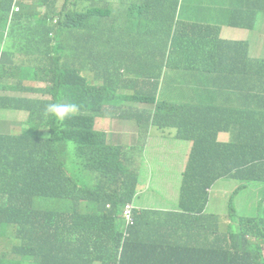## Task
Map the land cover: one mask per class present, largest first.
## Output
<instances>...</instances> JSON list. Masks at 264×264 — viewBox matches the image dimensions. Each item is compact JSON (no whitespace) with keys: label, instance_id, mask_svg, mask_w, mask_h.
<instances>
[{"label":"trees","instance_id":"1","mask_svg":"<svg viewBox=\"0 0 264 264\" xmlns=\"http://www.w3.org/2000/svg\"><path fill=\"white\" fill-rule=\"evenodd\" d=\"M59 1L0 0V90L42 93L37 98L0 97L4 110L28 116L18 124L23 132L4 128L0 136V239L12 241V251L1 255L0 264H135L132 245L142 240L138 231L195 233L194 247L184 264H191L193 252L211 264H264V211L250 218L249 227L245 218L234 219L229 232L220 226V218L205 215L219 178L238 179V190L264 184V77L244 90L246 73L247 77L264 76V60L252 66L237 63L236 69L229 62V74L221 73L216 63L222 52H237L218 41L220 34L251 28V18L264 12V5L259 10L255 5L264 0L223 1L218 9L228 12L226 25L216 9L211 13L214 18L205 19L215 24L211 33L202 36L208 42L192 46H187L188 36L198 37V30L193 19L183 21L180 0H157L159 6H166L171 23L166 18L153 20L158 12L150 0H141L139 5L137 1L122 19L105 14L102 0H64L58 9ZM184 9L192 10L188 5ZM123 28L131 42L125 52L131 57L121 65L94 68L98 75L119 73V93L113 94L100 81L94 86L74 84L99 57L98 51H116L127 41L119 36ZM5 41L10 45L1 52ZM172 47L183 56L168 64L180 77L173 93L177 102H160L153 93L145 101L148 106L133 110L135 95L124 85L122 75L139 64L148 74L147 64ZM14 63L17 66L10 67ZM63 69L70 72L65 78L60 75ZM31 72L45 89L7 83L14 77H30ZM236 76L243 79L234 87ZM163 78L160 69L156 78L145 80L157 92ZM227 91L236 92L238 106L217 103L216 94ZM57 102L75 103L79 111L59 122L46 114L47 106ZM98 117L117 124L116 141L110 133L95 129ZM121 119L130 122L121 127ZM135 119H152L154 126L176 129L180 140L193 142L172 210L135 206L139 167L122 143L123 138L133 136ZM223 132L230 135L228 142L219 140ZM131 141L128 147L142 149ZM126 206L134 208L136 218L130 230L122 218ZM8 227L16 230L14 235ZM219 230L222 236H215L213 231Z\"/></svg>","mask_w":264,"mask_h":264},{"label":"rangeland","instance_id":"2","mask_svg":"<svg viewBox=\"0 0 264 264\" xmlns=\"http://www.w3.org/2000/svg\"><path fill=\"white\" fill-rule=\"evenodd\" d=\"M228 2V0H180V14L183 12L182 16H187L188 23L191 19H193V26L198 30V37L194 35L188 36L187 46H192L195 43H206L208 42L206 39L202 38L203 35H207L211 33V29L214 27L209 22H206V17H213V14L216 9H218L221 4ZM251 0H246L245 3H250ZM64 0H60L57 4V8H62V4ZM188 5L192 10L187 13V9L184 7ZM47 6L43 8L45 11ZM227 11L224 9H218V13L222 16V23L226 25V16ZM123 13L122 16H124ZM218 16V15H216ZM182 18V17H181ZM159 20V19H158ZM164 20V19H163ZM168 23H171L173 20L171 18L167 19ZM261 24L260 21L259 25L256 27V32L261 31ZM178 28V26H177ZM228 32L226 30L223 31V34H220V38L218 41H221L224 45H234L232 38L224 36ZM257 40L255 39V43ZM6 41L1 46V52L6 51L7 47H9ZM146 49L144 47L143 54L145 53ZM182 54H175L174 47L168 49L164 55H160L156 61H150L149 65L151 70H155L156 67L160 64L164 65V78L163 83L161 85L159 98L160 100L167 101V102H177V97L173 94V89L176 83L179 81L180 77L177 78V73L169 70L168 64L170 61H178L180 60ZM22 57V56H20ZM11 59V57H8ZM1 63V62H0ZM17 66L16 63L11 64L10 67ZM7 72L11 73L10 69H5ZM70 74L69 71H62L60 72L61 78H65L66 75ZM83 74V73H82ZM28 76L30 77H14L7 81L8 84L14 86H21L23 89L27 88H37V89H45L46 85L43 83L38 82L36 79L33 78L34 73H29ZM264 76L261 75H254L249 76L246 78L244 83V90L247 91L248 84H252L255 82H259L263 79ZM72 81L75 79L74 76L71 75ZM77 81L74 84H82L84 85V81L81 78H76ZM243 78L241 76H236V82L234 87L239 86V82ZM88 83H92V79L90 77L87 78ZM242 90V86H241ZM235 91H227L216 94L217 103L222 105L223 107L229 105L238 106L240 104L239 97ZM233 94V95H232ZM2 95H14L20 98H37L41 97L42 93H36L32 91H25L20 90L19 92H12V91H2L0 90V97ZM145 105L143 104L142 107ZM153 108L155 106L153 105ZM28 116L26 113H18V114H11L4 110L0 104V136L5 134L4 128L15 129V133L23 132V127H19L18 124L20 122L27 121ZM130 120L121 119L119 121V125L121 127L127 125ZM15 124V125H13ZM28 129V126L24 128V131ZM95 129L98 131L108 132L112 135L113 141L119 138L120 132L117 128L116 123H110L108 119H103L101 117L96 118L95 121ZM48 132V129L45 130ZM230 135L228 133H221L219 135V140L221 142H228V138ZM32 140H35L34 136L30 135ZM133 139L132 134L123 138L122 143L123 147L128 148L130 152H132L135 157L137 158L138 163L141 167L137 170V177H138V194L135 199V206L139 209L142 206H161L162 209H170L172 204H176L179 199L180 188L182 184V175L178 173V171H174L170 173L172 169L171 165L178 159V152L173 148H163V149H139V148H130L127 146V142ZM172 143H178L174 141L173 138L170 139ZM228 140V141H227ZM182 147L188 149V143L183 142ZM182 157V156H181ZM186 169V167H185ZM181 180V183H179ZM143 183V187L140 188V184ZM180 186V187H179ZM241 186L239 180L236 178H219L214 186H213V197L212 201L205 212V215L208 217H217L221 219L220 226L223 227L225 232H229L228 225L231 223H235L234 219L240 220V218H245L246 225L249 227L250 218L257 216L260 212L264 211V184L260 183H252L247 185L246 188L242 190H238ZM238 191V192H237ZM161 209V210H162ZM234 213V217L231 214ZM239 225V223H237ZM10 228V234L14 235L13 231H16L12 227ZM216 232V231H215ZM223 231L219 230L216 232L217 235L222 236ZM230 237V236H229ZM230 241V238L227 239ZM9 243V244H8ZM8 243L0 239V257L1 255L8 251L11 252L12 241L9 238ZM257 246V242L253 247ZM222 247V243H221ZM264 252V245L262 246Z\"/></svg>","mask_w":264,"mask_h":264},{"label":"crops","instance_id":"3","mask_svg":"<svg viewBox=\"0 0 264 264\" xmlns=\"http://www.w3.org/2000/svg\"><path fill=\"white\" fill-rule=\"evenodd\" d=\"M102 11L105 14H110L116 16V18H125L127 14H129L131 11L128 9L131 6H135L136 2L137 5L141 3V0H102ZM151 4L153 6V9L158 12L157 15L153 17V20L158 19H168V17L165 14L166 6L158 5L157 0H150ZM264 5V2L262 1L260 4L255 5V9H263L260 8ZM241 9H246V7H243ZM123 13H125L124 16ZM252 14V13H249ZM183 21L186 22L187 16H182ZM105 19V18H103ZM262 21V26H264V12L259 13L255 20L251 18V28H245L243 31H240L238 33L228 34L224 35L227 37L232 38L231 42L239 43L242 46H244L243 51V59H247L249 56L250 58L254 57L251 53V44H252V38H253V28L257 27V22ZM128 31L123 28V32L119 36H125L127 37V41L120 45L118 50L116 51H108L107 50H100L98 51L99 57H97L96 61L90 65L88 70L84 72L81 77L82 80L86 85L94 86L97 82H103L111 92L119 93V85L116 82V79L119 78V73H114L111 75L110 73L98 75L97 72L94 70L96 66L98 67H104L109 68L115 64H122L125 62L128 58L131 57L130 54L125 52L126 46L128 47L131 42L128 39ZM129 41V42H128ZM128 42V43H127ZM103 60L102 62H100ZM148 67V74L145 73L143 65H137L134 66L133 70L130 72H125L121 79L124 83V85L133 92L135 95H142L143 99L146 101V99L149 98V96L153 93L160 92L159 88L156 91H154V87H148L146 78H156V75H158L159 70L162 69V76L164 75V65L160 64L156 67L155 70H151V67L149 64H147ZM170 70V69H169ZM67 71V70H62ZM90 77L92 79V83L87 82V78ZM245 78H247V73L245 75ZM180 82H177L174 87H177ZM140 103L137 100H134L132 102V109H142L145 106H148L149 104ZM145 105L142 107V105ZM133 140L131 143L135 146H140L142 150L145 149H163V148H173L178 152V159L171 165L172 169L170 170V173H173L174 171H178L180 176L182 175V172L185 170L186 163L188 160V157L192 150V143H188V149L185 150V148L182 147V143L184 141L178 140L176 138V132L173 129L169 130H159L157 127L152 125L151 120H133ZM171 138L174 139V141L178 143H172L170 140ZM229 140V138H228ZM227 140V141H228ZM221 141V140H220ZM182 156V157H181ZM179 183H181V180H179ZM143 187V183L140 184V188ZM180 187V186H179ZM142 208H145L147 210H160L163 208L161 206H142ZM215 236H219L216 234ZM137 236H139L142 240H137L132 245V253L136 258L135 264H184L183 259L188 255V251L190 248L194 247L192 244V238L195 237V233L188 236L187 231H162V232H147V231H138L136 232ZM151 234V235H149ZM191 238V240H188ZM218 247L221 249V242H218ZM189 259L191 260V264H211L204 261H201L200 256L197 254V252H193L191 255H189Z\"/></svg>","mask_w":264,"mask_h":264},{"label":"clouds","instance_id":"4","mask_svg":"<svg viewBox=\"0 0 264 264\" xmlns=\"http://www.w3.org/2000/svg\"><path fill=\"white\" fill-rule=\"evenodd\" d=\"M102 7V5H101ZM14 11V10H13ZM17 13V12H15ZM259 25V23L257 24V26ZM253 38H252V44H251V53L253 54L254 57L250 58L249 56L247 57V59H243V51H244V46H242L239 43H235L234 45H230L232 48L236 49V53H227V52H222L220 55H218L216 57V63L218 64L217 68H219V71L221 73L224 74H229L231 71V67L228 64L230 63H235V69L237 68V63H245V65L247 66V63L249 62L250 65L252 66V63L254 61H262L264 60V26H262L261 24V31L260 32H256V27L253 29ZM255 39L257 40V42L255 43ZM183 60V56H181L180 61ZM159 91L156 94L157 100L160 102H166L163 100H160L159 98ZM173 93H175V87L173 89ZM138 102L140 103H144V99L142 95H136V99ZM146 103V102H145ZM147 104V103H146ZM79 111V106L75 103H63V102H57L54 104H49L46 108V114L53 116L57 121L59 122H63L66 119H68L71 115L77 113ZM152 122V119H151ZM153 125V124H152ZM154 126V125H153ZM157 127V126H155ZM159 130H169V128L166 129H161L159 127H157ZM176 132V138L178 140H180L177 137V130L173 129ZM183 141V140H182ZM184 142H189V141H184ZM193 144V142H190ZM193 148V145H192ZM192 151V150H191ZM191 154V153H190ZM137 167H141V165L138 163H136ZM213 189H211V195L213 197ZM212 201V198H211ZM210 201V203H211ZM178 203V202H177ZM176 203V204H177ZM210 203L208 204L207 208L209 207ZM172 207L170 209H162L161 211H169L172 210L175 206V204L171 205ZM122 218L125 221V226L127 228V230H130L131 228H133L136 225V218H135V213H134V209L132 211V220L133 223H129V221L127 220L126 216H125V208L123 210V214H122ZM129 237V233L128 231L125 233V238ZM100 264V263H98Z\"/></svg>","mask_w":264,"mask_h":264},{"label":"built area","instance_id":"5","mask_svg":"<svg viewBox=\"0 0 264 264\" xmlns=\"http://www.w3.org/2000/svg\"><path fill=\"white\" fill-rule=\"evenodd\" d=\"M20 8L19 7H14V12H19ZM133 207L131 206H126L125 207V216L127 218V220L129 221V223H133L132 220V211H133Z\"/></svg>","mask_w":264,"mask_h":264}]
</instances>
